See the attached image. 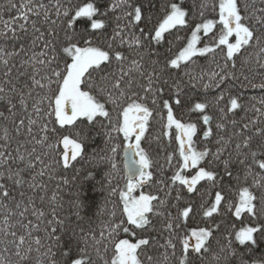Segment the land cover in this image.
<instances>
[{
	"label": "snow or ice",
	"instance_id": "obj_1",
	"mask_svg": "<svg viewBox=\"0 0 264 264\" xmlns=\"http://www.w3.org/2000/svg\"><path fill=\"white\" fill-rule=\"evenodd\" d=\"M250 90L264 0H0V264H264Z\"/></svg>",
	"mask_w": 264,
	"mask_h": 264
},
{
	"label": "trees",
	"instance_id": "obj_2",
	"mask_svg": "<svg viewBox=\"0 0 264 264\" xmlns=\"http://www.w3.org/2000/svg\"><path fill=\"white\" fill-rule=\"evenodd\" d=\"M202 63H206V62H202ZM257 82H258V81H257ZM246 95H247L248 97L256 96L257 99H258L261 95H264V93H260V92H258L257 90H250V91H247V92H246ZM257 106H258V105H257ZM184 118H185L186 120H191L192 122H196L197 119H198L195 115L188 113L187 110H185ZM198 128H199V124H198ZM194 140H195L196 144L199 145V144H200V141L202 140V135L198 132V137H194ZM173 147H174V146H173ZM161 155H162V153H161ZM162 162H163V161H161V163H162ZM166 174H169V173H166ZM68 175H71V173H69ZM119 184H120V187H123V180H120V181H119ZM66 190H67V189H66ZM146 190H147V189H146ZM92 195L96 198L98 204H103L104 199H105L104 195H101V194H100L99 192H97L96 190H93ZM114 202H117V197H112V198H111V202H109V203L107 204V207H108L109 209H111L112 204H113ZM117 211L119 212V208H118V207H117ZM103 219H105V217H103V216H101V217H99V218L97 219V222H96V226H97V227H99L100 221L103 220ZM241 219H243V217H242ZM234 223H235V226H236L237 229H239V227L243 226L242 224L239 223V220H234ZM161 243H163V240H161Z\"/></svg>",
	"mask_w": 264,
	"mask_h": 264
}]
</instances>
